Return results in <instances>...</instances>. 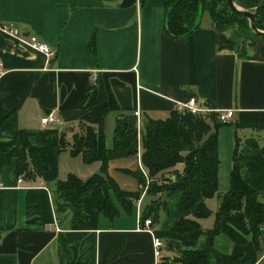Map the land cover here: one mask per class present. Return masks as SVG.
I'll list each match as a JSON object with an SVG mask.
<instances>
[{"label":"crops","instance_id":"crops-1","mask_svg":"<svg viewBox=\"0 0 264 264\" xmlns=\"http://www.w3.org/2000/svg\"><path fill=\"white\" fill-rule=\"evenodd\" d=\"M164 13V0H0V23H12L20 37L35 36L54 50L45 55L0 29V108L13 111L0 127V143L23 130L41 170L35 181L21 178L20 183L11 175L14 159L1 170L0 264H164L163 258L177 264L171 262L174 245L201 247L202 240L185 239L170 229L180 217L191 216V210L177 208L180 192L159 207L149 224L152 233L143 228L140 215L156 197L145 192L139 198L145 176L138 153L108 162L107 173L118 186L137 192L125 208L111 194L118 209L114 218L97 212L91 191L82 194V217L71 221L67 213L55 211L57 180L69 172L83 180L99 173V161L82 162L75 170L80 155L53 150V130L75 131L79 121L98 122L97 79L109 108L105 126L136 109L139 125L146 115L163 119L192 96L213 109H233L231 120L217 129L218 183L222 135L228 139L226 158L236 138L255 137L264 144V61L238 60L232 52L217 50L212 23L201 24L203 16L191 34L171 37L163 31ZM49 112L58 116V125L40 123ZM106 143L110 146L111 140ZM175 169L181 171L182 164ZM138 170L142 183L129 172ZM203 219L200 226L210 228ZM153 236L162 243L159 257ZM215 245L220 252H242L248 264H264V243L258 252L250 236L239 245L219 235Z\"/></svg>","mask_w":264,"mask_h":264},{"label":"trees","instance_id":"trees-1","mask_svg":"<svg viewBox=\"0 0 264 264\" xmlns=\"http://www.w3.org/2000/svg\"><path fill=\"white\" fill-rule=\"evenodd\" d=\"M145 0H139L142 4ZM165 13L163 31L171 37L180 38L200 27V20L206 12L211 20L217 50L235 54L238 60L264 61V36L253 33L246 17L233 12L226 0H164ZM239 8L258 11L254 18L256 28L264 31V0H234ZM228 31V32H227ZM227 32V33H226ZM94 53V36L89 42ZM100 104L96 125L80 122L77 129L71 127L56 131L53 144L55 154L67 150L71 156L80 155L85 164L100 162L99 173L104 183H83V179L69 172L54 185L56 213H67L70 220L82 217V194L91 191L93 204L98 213L114 218L118 209L112 200L115 196L124 208L129 197L137 192L121 189L108 175V162L112 159L134 156L139 152L142 168L152 180L146 192L155 195L140 215V220L155 219L159 207L165 206L174 192L181 195L177 202L179 210H191L190 217H180L171 226L173 232L185 239L202 240L198 250H184L174 245L177 264H248L242 252H220L215 238L223 235L228 240L243 245L250 236L255 249L261 252L264 243V144L255 137L243 141L236 138L228 175V188L219 197V204L213 213L212 226L203 229L199 220L212 214L205 203L218 191V138L217 129L223 123L217 114L196 115L188 111L171 110L165 118L144 116L137 126L133 113L119 114L112 127L111 144L106 143L105 119L109 112L106 92L101 79L96 80ZM13 111L0 108V127ZM139 150V151H138ZM11 175L19 176L25 182L35 181L41 176L36 152L28 145L19 129L7 143H0V173L3 167L11 166ZM181 163L178 171L175 166ZM134 174L140 183L141 173ZM138 172V173H137ZM165 194L163 197L158 195ZM174 242H168L172 246ZM169 258H163L169 264Z\"/></svg>","mask_w":264,"mask_h":264},{"label":"built area","instance_id":"built-area-1","mask_svg":"<svg viewBox=\"0 0 264 264\" xmlns=\"http://www.w3.org/2000/svg\"><path fill=\"white\" fill-rule=\"evenodd\" d=\"M0 29L6 32L7 34L13 36L14 38H16L19 42H23L27 44L30 48L36 51L42 52L45 55H52L54 53V50L51 49L49 45L37 39V37L35 36H30L26 39L20 37L18 34L19 33L18 29L12 23H0ZM175 108L179 111H188L196 115H205L207 113L214 112L217 114V120L221 123H226L229 120H231V118L233 117V112H234L233 109H224V110L213 109L210 106H208L206 103L199 101L194 96L190 97L185 102L177 103ZM133 115L135 116V119H136V125L139 126L140 119H141L140 111L136 109L133 112ZM40 123L58 125L60 123V119L54 112H49L44 117L40 118ZM138 155H139V152H138ZM139 169H140V172L143 173V175L145 176V184H143V186H141L140 188V196H139L140 198L145 194L148 184L150 183L152 179L149 178L145 170L142 168L140 161H139ZM20 181H21V177L19 176L17 178V182L20 183ZM139 202H140V199H139ZM149 224H150V219L147 218L143 220V225H144L143 228H145L148 232L152 233V230L150 229ZM152 244H153L155 257H159L160 247L162 245L160 239L156 236H153Z\"/></svg>","mask_w":264,"mask_h":264},{"label":"rangeland","instance_id":"rangeland-1","mask_svg":"<svg viewBox=\"0 0 264 264\" xmlns=\"http://www.w3.org/2000/svg\"><path fill=\"white\" fill-rule=\"evenodd\" d=\"M202 16H203V18H202L201 24L208 23V22L211 23V20H210L208 14L206 12H204ZM112 126H113V121H112V119H110L108 121V123L106 122V126H105V136H106V141H108V142L111 140V134H112V130L111 129H112ZM220 141H221V149H220L221 150V162H220V173H219L220 182L218 183L219 189H218L216 194H214L211 198H208L207 201H206L207 202L206 205L211 210V212H214L217 209L218 204H219V197L228 188V174H229V170H230V167H231V155H230V158H229V153H230L231 148L227 149V158H226V155L225 156L223 155V152H224L223 150L227 146L228 139H226V137H224L222 135L220 137ZM228 151H229V153H228ZM229 160H230V163H229ZM74 163H75V165H74L75 170H77L76 167H79L80 165H82V161H80L79 158H77V161H74ZM164 195L165 194H163L160 197H163ZM169 198H170V196H169ZM212 214L203 219L202 223H204L205 226H211L212 225V219H213V215ZM206 224H208V225H206Z\"/></svg>","mask_w":264,"mask_h":264},{"label":"water","instance_id":"water-1","mask_svg":"<svg viewBox=\"0 0 264 264\" xmlns=\"http://www.w3.org/2000/svg\"><path fill=\"white\" fill-rule=\"evenodd\" d=\"M227 1V5L228 7L235 13L242 15L244 17H246L249 21V27L250 30L258 35H262L264 36V31L259 30L258 28H256L255 24H254V18L255 15L258 11V7H256L254 9V11H248V10H244L242 8H239L238 6H236V4L234 3V0H226ZM84 184L87 183H95L98 186H102L104 183V176L100 173H92L91 175H89L88 177H86L83 181Z\"/></svg>","mask_w":264,"mask_h":264}]
</instances>
